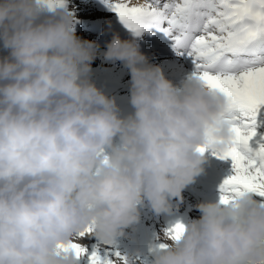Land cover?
<instances>
[{"label": "clouds", "instance_id": "1", "mask_svg": "<svg viewBox=\"0 0 264 264\" xmlns=\"http://www.w3.org/2000/svg\"><path fill=\"white\" fill-rule=\"evenodd\" d=\"M74 22L65 8L0 0V264H77L58 246L89 226L112 245L145 204L170 214L203 170L198 149L230 138L223 97L194 77L174 85L119 34L101 52ZM100 56L130 74L126 116L92 80ZM195 207L152 264H264V204Z\"/></svg>", "mask_w": 264, "mask_h": 264}, {"label": "snow or ice", "instance_id": "2", "mask_svg": "<svg viewBox=\"0 0 264 264\" xmlns=\"http://www.w3.org/2000/svg\"><path fill=\"white\" fill-rule=\"evenodd\" d=\"M38 2L48 11L66 8L64 0ZM108 6L137 37L152 28L162 31L178 56L191 59L190 78L224 98L221 122L230 133L227 147L217 149L224 141L210 136L198 149L232 161L233 174L219 188L220 202L227 205L248 193L264 197V143L255 150L250 146L257 112L264 106V0H115ZM183 231L184 225L177 223L167 235L179 240ZM93 233L89 226L58 249L76 261L87 256L88 264H115L110 255L128 264L119 252L93 250L89 255L84 241Z\"/></svg>", "mask_w": 264, "mask_h": 264}, {"label": "bare ground", "instance_id": "3", "mask_svg": "<svg viewBox=\"0 0 264 264\" xmlns=\"http://www.w3.org/2000/svg\"><path fill=\"white\" fill-rule=\"evenodd\" d=\"M115 0H64L66 10L74 17V31L77 36L89 41H96L101 46L103 52L105 44L111 39L105 32H115L119 36L134 35L126 29L119 21L118 16L113 12L108 4ZM163 3V0H161ZM102 29V34H96L95 27ZM149 34L154 36L160 42V48L154 46L143 32L136 36L138 43L142 42L144 48L148 51L152 65L159 66L165 77L174 85L180 86L193 75L194 65L187 56H178L173 50L170 39L162 32L154 28L148 30ZM171 51V57H163ZM7 53L0 50V55ZM92 80L96 86L110 97H115L118 106L121 109V115L126 116L133 110L128 103L130 74L120 62L110 63L104 61L100 56L92 64ZM256 136L250 141V146L255 150L258 144L264 143V106H261L256 115L255 124ZM204 163L202 172L196 177L195 182L188 186L182 193L183 201L172 200V211L170 214H161L157 216L145 204L140 209L139 222L125 230L123 236L116 238L112 245L102 244L96 239L94 233L84 241L90 255L93 250H99L101 255L105 251L109 253L119 252L121 257L127 259L128 264H152V260L161 245L166 242L163 239L166 232H169L177 223L187 225L192 220L200 218V212L196 205L203 202H216L220 200L219 188L223 181L233 174L232 161L218 159L211 149L203 154ZM254 200L264 204V197L255 193H248ZM109 258L115 264H122L117 261L114 255ZM77 264H88L87 256L80 258Z\"/></svg>", "mask_w": 264, "mask_h": 264}]
</instances>
